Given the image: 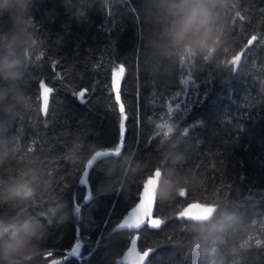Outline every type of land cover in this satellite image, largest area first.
Here are the masks:
<instances>
[{
    "label": "trees",
    "instance_id": "trees-1",
    "mask_svg": "<svg viewBox=\"0 0 264 264\" xmlns=\"http://www.w3.org/2000/svg\"><path fill=\"white\" fill-rule=\"evenodd\" d=\"M236 2L238 8L232 0L231 11L223 13L230 30L212 62L148 55L144 38L153 30L158 0H25L0 12V58L13 34L30 37L7 56L17 62L10 71L19 78L0 74V89L21 90L31 101L10 115L0 111V146L10 151L0 180L28 172L24 178H33L36 188L32 201H0V222L10 228L34 220L44 231L34 241L41 251L22 264H57L46 254L62 258L75 246L77 227L87 239L80 256L63 264H125L119 260L134 236L141 253L154 249L145 264H209L212 258L264 264V244L232 251L235 234L264 242V0ZM238 10L244 20L235 18ZM252 35L258 40L236 72L230 66ZM120 62L126 119L117 152L119 111L109 85ZM42 82L52 89L47 100ZM84 89L82 101L77 94ZM206 91L207 99L185 114ZM178 105L182 120L166 113ZM170 125H176L171 135ZM157 167L163 171L160 227L113 231ZM88 168L90 189L79 184ZM87 192L92 198L85 204ZM195 203L208 211L178 217Z\"/></svg>",
    "mask_w": 264,
    "mask_h": 264
},
{
    "label": "clouds",
    "instance_id": "clouds-1",
    "mask_svg": "<svg viewBox=\"0 0 264 264\" xmlns=\"http://www.w3.org/2000/svg\"><path fill=\"white\" fill-rule=\"evenodd\" d=\"M232 0H158L156 10L152 13V32L144 38L148 55L160 54L170 57L173 53L182 59L198 57L205 62H212L225 44L231 21L223 15L231 11ZM13 4L25 5V0H0V12L9 10ZM238 15V13H235ZM30 39L23 32L13 34L7 40V56L15 54V49ZM7 56L0 58V74L6 79H17L19 74L10 71L17 62ZM30 97L18 89H0V111L7 115L14 112L17 106L28 108ZM172 133L176 125H170ZM175 146V143L174 145ZM75 147V146H74ZM10 151L0 146V164L9 158ZM70 158V157H69ZM30 173H22L18 178L8 181L0 180V201H32L36 195L33 178L25 179ZM174 183V182H169ZM47 216V213H41ZM204 219H211L206 216ZM43 226L34 220H23L8 227L0 222V264H22L24 259H32L38 251L37 243L43 239ZM235 245L232 251L249 248L252 243L259 245L256 238L248 235L241 238L234 235ZM223 242V241H222ZM215 257V253L211 254ZM209 264H224V261L212 258Z\"/></svg>",
    "mask_w": 264,
    "mask_h": 264
},
{
    "label": "water",
    "instance_id": "water-1",
    "mask_svg": "<svg viewBox=\"0 0 264 264\" xmlns=\"http://www.w3.org/2000/svg\"><path fill=\"white\" fill-rule=\"evenodd\" d=\"M121 67L124 68V72L122 74L115 75V80L120 88V91L122 89L123 81L126 77V68L123 63L120 62L112 70L113 80L114 74L119 73V69ZM40 86L42 90V97L44 100H47L50 88L46 85L45 82H42ZM162 178V169L160 167L155 168L152 174L149 175L144 181L142 188L138 193L137 202L132 207H130L127 212L122 216L119 222L113 227V231L130 230L138 232L144 227H142L140 230H137V225L143 224L146 217L149 218V223L151 225L158 224L159 219L156 216V205ZM131 209L132 212L128 213ZM208 209L209 208L206 206H203L199 203H195L194 205H189L185 207L182 211H180L178 213V217L199 218L200 216H203L208 211ZM151 214L153 218H151ZM137 239L138 236H134L128 249L123 253L122 257L120 258V263L140 264L141 256L139 255L140 251L138 249V245L137 251H133V245L136 244Z\"/></svg>",
    "mask_w": 264,
    "mask_h": 264
},
{
    "label": "snow or ice",
    "instance_id": "snow-or-ice-1",
    "mask_svg": "<svg viewBox=\"0 0 264 264\" xmlns=\"http://www.w3.org/2000/svg\"><path fill=\"white\" fill-rule=\"evenodd\" d=\"M120 2L121 3H125V2H129V0H120ZM234 7L238 8V4H237L236 0H234ZM238 12H239V15L236 16L235 18H238L239 20H244L245 17L241 14V11L238 10ZM135 14L137 16V19H139V12L136 11ZM82 15H83V13H82ZM105 31H109L110 32L111 29H105ZM257 40H258V37L256 35H252L250 38L246 39V41L243 43V45L241 47H239L237 55H239L240 59H239L238 62L234 63V65L230 66V67H234L236 72H238L240 70L242 62L246 61V59H247V55L246 54H247L248 50L252 48V46L254 45V42H256ZM123 72H124V68L121 67L119 69V73L114 74V78L112 80V83L109 85V88L111 90H114V93H115V104L118 105V111H119V121L120 122H119V130H118L119 139H118L117 145H119L120 147L116 148L117 152H119L120 148L123 147V137H124V133H125L124 120L126 119V116H125L124 105H123V103H121L120 88H119V86L116 83L115 75L122 74ZM184 83H186V82H184ZM230 84H231V81H227V82L224 83V86L225 87H230ZM87 91H88L87 89L79 91L78 94H77V98L78 99H82V101H83V97L85 96ZM51 92H52V89H51V91L49 93H51ZM207 96H208V91H206L203 94H201V96H200V98L198 100L190 101L189 102V106L185 107V114H187L188 111H191V107H190L191 104L200 105L202 102H204L207 99ZM178 111H179V105L177 106L176 109H173L172 107H168L166 113L170 112L174 119L182 120L183 117H177L176 116V113ZM43 112L46 113V110L43 111ZM201 123H202V121H201ZM238 129H239V131H243L244 130L242 128V126H238ZM186 131H188L187 127H186ZM109 154L110 153H99L98 155L104 156V155H109ZM91 169L92 168H88L87 171H83L84 179H81V178L79 179V184L81 186H86V188H89V189H90L91 185L89 184V182L87 180V177H88L89 171ZM91 198L92 197H91L90 192H87L85 197H84L85 204H87L91 200ZM73 207L76 209L77 214L80 215L81 214V206L79 205V203L75 204ZM131 212H132V209L128 213H131ZM151 218H153L152 214H151ZM142 227L159 228L160 224L151 225L149 223V218L146 217L144 222H143V224L137 225V230H140ZM76 232L78 233V238L74 241V245L75 246L70 248L69 250H66L65 253L63 254L62 258H60V259L56 258L54 252L51 251L50 253L46 254L45 259L46 260H51V259L55 258L56 261H57V264H63L64 260H67V259H69L71 257H79L80 253H81V249L84 246V239H87V238H84V239L80 238V235H79L80 229H79V227H77ZM261 244H264V242H261ZM133 251H137V242H136L135 245H133ZM152 251H154V249L150 248V249H148L146 251H143L142 253L139 252V255L143 257V259L141 261V264H145L147 258L149 257V255H150V253Z\"/></svg>",
    "mask_w": 264,
    "mask_h": 264
},
{
    "label": "rangeland",
    "instance_id": "rangeland-1",
    "mask_svg": "<svg viewBox=\"0 0 264 264\" xmlns=\"http://www.w3.org/2000/svg\"><path fill=\"white\" fill-rule=\"evenodd\" d=\"M142 259H143V257L141 256V257H140V263H141Z\"/></svg>",
    "mask_w": 264,
    "mask_h": 264
}]
</instances>
